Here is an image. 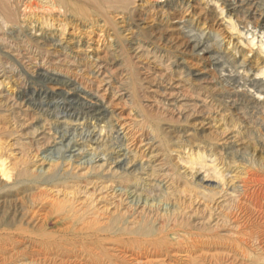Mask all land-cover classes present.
<instances>
[{
    "label": "rangeland",
    "instance_id": "rangeland-1",
    "mask_svg": "<svg viewBox=\"0 0 264 264\" xmlns=\"http://www.w3.org/2000/svg\"><path fill=\"white\" fill-rule=\"evenodd\" d=\"M5 8L0 264H264V1ZM66 77L91 88L109 77V114L98 121L84 94L64 102L54 90ZM52 101L67 108L43 107ZM75 122L101 131L83 144L91 157L52 147ZM117 133L122 169L109 154ZM193 245L189 262L170 256Z\"/></svg>",
    "mask_w": 264,
    "mask_h": 264
},
{
    "label": "bare ground",
    "instance_id": "bare-ground-1",
    "mask_svg": "<svg viewBox=\"0 0 264 264\" xmlns=\"http://www.w3.org/2000/svg\"><path fill=\"white\" fill-rule=\"evenodd\" d=\"M259 1H264V0H241L240 4L237 3L238 2L237 0H224V3L230 7L233 6L234 10H237V8H239V7L241 8V6L242 7H250L251 9L255 8ZM220 2L223 3V0H220ZM27 7L29 8V6H27ZM0 16H1V19H3L4 21L11 22L15 17V13L11 10L8 11L5 8V10L2 11ZM15 21H17V20H15ZM29 60H30V58H29ZM100 69H99V73H101ZM102 74H105V72H102ZM104 78H106V74H105ZM54 81H56V80H54ZM58 84L60 85V87H58L54 91H55V94H57L56 91L60 92L59 94H60V96H63L64 102H67L69 99H72L76 95L84 94L87 97H89L91 100V103L86 104L87 108L95 112L98 121H101L107 114H109V110L111 108V101H109L110 100L109 94L112 93L111 79L109 77H107V80L101 82L100 83L101 85L97 88H91V86L90 87L83 86V84H81L80 81H78L75 78H71V77H66V80H64V82H62V83L58 81ZM118 96L119 97L120 96L126 97L127 91L123 90V92H120V94ZM43 107L48 108L50 110H53L56 108H57V110L60 108H62V109L67 108L66 106L59 107V104H57L54 101L43 104ZM63 125H64L65 130L62 133L58 134V136L55 138V140H53V146L52 147L54 149H56L57 151H59L60 149L61 150L63 149L65 152L70 153L68 158H77V157H80L83 155H84V157L85 156L89 157V155L91 157V154L87 155L90 151L88 152V150H85L83 144L85 142L91 143L89 146V149L93 150L94 146L98 145L101 142L100 140L103 139L101 131H99V129L94 127V126L89 127L83 122H75L71 125L64 123ZM147 145H149V144L147 143ZM109 149H110L109 154H110V156H112L113 163L115 165H117L121 169L125 168L129 165V163H128L129 149L124 142L123 133H120V134L117 133L116 136H113V141L110 142V148ZM154 157H156V156H151L150 158L153 160ZM89 160H91V162H93V161H96L97 159L92 157ZM155 167L158 170L163 169L162 163L156 164ZM165 180H167V179L165 178ZM37 214L38 213H35V215H37ZM198 242H199V240H197V243ZM196 247H197L196 245L187 246L186 250L181 249L179 251H173L170 254V256L175 257V258L185 257L188 259V262H189L190 260H192V254H193V252L196 251V249H197ZM192 248H194V249H192ZM181 253L185 254V255H181ZM143 256L146 257L147 255H143ZM147 258H148V256L144 259L146 260ZM135 261L138 262L137 259H135ZM148 262H154V261L151 260ZM98 263L99 262H96V264H98ZM138 264H141V261L138 262Z\"/></svg>",
    "mask_w": 264,
    "mask_h": 264
}]
</instances>
